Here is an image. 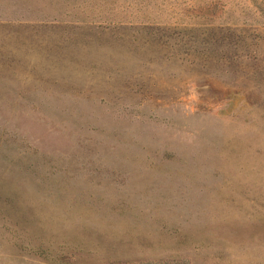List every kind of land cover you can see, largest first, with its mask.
Segmentation results:
<instances>
[{
  "label": "rangeland",
  "instance_id": "obj_1",
  "mask_svg": "<svg viewBox=\"0 0 264 264\" xmlns=\"http://www.w3.org/2000/svg\"><path fill=\"white\" fill-rule=\"evenodd\" d=\"M0 264H264V0H0Z\"/></svg>",
  "mask_w": 264,
  "mask_h": 264
}]
</instances>
